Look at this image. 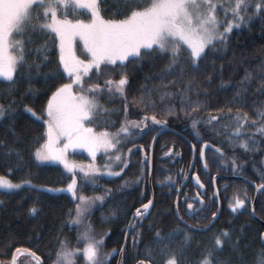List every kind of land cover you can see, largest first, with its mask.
I'll return each instance as SVG.
<instances>
[{
    "label": "trees",
    "instance_id": "16d2710c",
    "mask_svg": "<svg viewBox=\"0 0 264 264\" xmlns=\"http://www.w3.org/2000/svg\"><path fill=\"white\" fill-rule=\"evenodd\" d=\"M128 3L149 5L151 0H101V15L105 19H123L125 18L123 13L128 11L126 7ZM18 39L25 42V59L33 67H18L16 84L11 89L10 82L0 80V103L6 107L10 103L5 95L9 90L14 93L12 98L17 101L15 119L12 120L6 114L0 123V176L8 177L15 183L30 179L36 188H65L71 174L61 165L52 161L41 162L35 158L36 140L41 138V144L46 140L44 135L46 125L24 111V104H27L33 107L38 115L41 114L55 86L68 82L66 76L62 81H55L52 78V73L57 68L58 43L57 46H53L51 37L46 40V34L38 30L35 32L26 30ZM45 44L48 60L43 59L45 53L42 46ZM216 47L218 51H214L209 60L202 65L201 72L195 74L191 99H199L207 105L208 111L215 113L218 108L234 100L235 93L239 90V81L247 70L253 74L254 79L248 91L242 93L243 110L248 112L250 118L257 119L255 111L264 104V95L256 91L260 83V66L264 64V19L259 16L253 17L251 23H246V26L234 30L229 35L226 47L219 44ZM169 59L168 54L157 55L125 69L130 81L126 91L129 119L140 118L143 106L133 104L132 101L134 98L138 100L141 96L146 99L150 96L156 101L158 110L173 105L177 110L182 107L180 93L186 82L176 76H166ZM35 65L40 66L38 70ZM108 75L113 79L118 78L113 73ZM162 76L166 78L162 80ZM208 76L212 77L210 82L207 80ZM221 79L226 87L220 86ZM100 80L102 83L103 77ZM172 80L175 81L174 84L170 83ZM163 91L171 92L173 95L165 97L161 102L160 96ZM99 103L108 111L103 113L102 122L92 123V128L96 131L107 130L110 133L117 131L125 120L123 97L118 93L110 96L105 93L100 95ZM235 111L236 108L233 107V113ZM191 115H198L204 119L207 111L201 109ZM153 127L159 129V126L150 125L149 129L144 130L150 134L133 135L121 140L118 148L123 153L122 159L127 158L128 167L120 176L102 178V181L97 177L95 183L99 184L98 187L85 188L84 178L77 175L79 194L94 197L104 195L106 189L111 190L110 194L105 196L103 204L97 202L92 207L91 216L86 222L91 224L97 237L104 238L101 258H104L103 254H109L107 264H129L130 260L132 264H137V259L143 258L145 248L157 251L155 233L159 231L162 236H172L171 240L162 243L176 251L178 255L179 249L183 248L182 258L185 264H198L204 250L212 247L213 236L227 230L231 241L226 240L224 248L214 253L213 264H216L217 258L225 264H255L256 255L264 249L262 246L264 228L251 217L249 204L255 200V192L251 187L243 183L230 184L229 194L222 198L223 217L210 234L198 236L192 230L183 228L176 217L174 205L183 184L180 180L181 173L184 169L187 173L190 171L194 158L193 149L185 140L196 146L198 158L195 173L210 187L217 176H238L258 185L261 182L258 170H264V137L256 133L255 150H251V141H248L250 150H245L235 139H229L227 132L231 129L214 132L202 123L198 125L200 131L198 139L191 126V116L185 118L183 113L178 119L169 117V123L165 128L175 133L164 134L158 140L153 159L154 207L149 218L143 219L141 224H136V229L131 232L139 233L137 247L133 248L130 238L128 241L130 243L119 260L126 239L122 234L123 229L129 225L135 209L151 200L148 166L144 163L143 153L147 151L150 159L153 138L160 132L151 131ZM132 132L139 130L132 129ZM202 142L221 148L223 153L221 156L213 151H207L205 156L208 162L207 169L204 168L200 156ZM140 145H143V150H138ZM129 148H132L131 155L128 154ZM169 150L172 154L165 155ZM9 152L11 155H8ZM233 158L237 161L235 169L231 164ZM227 184L224 180L218 181L219 186ZM36 188L27 187L14 193L0 191V262L3 264H11L17 247L36 251L44 258L45 264L54 263L55 253L59 251L58 240H66L70 248L82 247L81 243L77 244L80 230L76 225L67 222L68 212L74 209L76 204L72 194L53 195ZM234 194L246 201V208L236 213L229 210L228 206ZM259 197L256 215L264 219V191ZM33 206L38 209L37 215L30 214L29 210ZM131 249H134V252ZM75 261L76 264H87L81 254H77Z\"/></svg>",
    "mask_w": 264,
    "mask_h": 264
},
{
    "label": "snow or ice",
    "instance_id": "6c2138e0",
    "mask_svg": "<svg viewBox=\"0 0 264 264\" xmlns=\"http://www.w3.org/2000/svg\"><path fill=\"white\" fill-rule=\"evenodd\" d=\"M126 7L128 11L123 13L125 18L105 19L99 10V0H0V77L10 82L9 89L16 84L18 67H33L25 59V42L18 39L26 30L33 32L38 30L46 34V40L51 37L53 46H57L58 43L57 68L52 73V78L55 81H62L65 74L68 78V82L58 83L55 86L41 114L38 115L33 107L24 104L26 113H30L36 121H42L46 125L44 134L46 140L41 144V138H37L35 158L41 162H58L71 174L65 188H47L46 191L71 193L76 204L74 209L69 210L67 222L83 226L77 236V244L79 245L82 241L83 246L70 248L66 240H58L59 251L55 253L54 264H76L77 254H81L87 264H107L109 254H103L104 258H101L104 238L95 235L91 224L86 223V216L97 202L103 204L105 196L109 195L111 190L106 189L104 195L94 197L79 194L77 174H82L85 180L105 174L120 176L128 167L127 158L122 159L123 153L118 148L122 139L133 135L150 134L144 131L149 129L150 125L159 126V129L155 127L151 129L158 133L168 125L169 117L178 119L181 113L185 118L191 116V126L198 139L200 138L198 125L202 123L214 132L231 129L227 132L229 139H235L245 150H250L248 141L252 142L251 150H255L256 133L264 137V104L255 111L257 119L250 118L248 112L243 110L242 93L247 92L252 84L254 76L251 72L245 71V75L239 81V90L236 91L234 100L218 108L215 113L208 111L205 103L199 99L192 100L190 96L194 90L195 74L201 72L202 65L209 60L214 51H218L217 44L226 47L233 30L251 23L253 17L259 16L264 19V0H151L149 5L128 3ZM80 9L90 10L87 22L79 19ZM70 10L74 16L73 19H69ZM77 37L83 41L86 49L84 59L79 58L74 50V40ZM42 47L45 53L43 59L48 60L47 45ZM162 54L170 56L166 76H176L186 82V86L180 93L182 107L177 110L173 105L158 110L156 101L150 96L147 99L141 96L138 100L134 98L132 101L133 104L143 106L140 118L129 119L126 91L130 81L125 69ZM39 67L35 65L37 70ZM108 73L116 74L118 78L113 79ZM166 76H162L161 79H165ZM101 77H103L102 83ZM211 79V76L207 77L209 82ZM259 82L256 91L264 95V64L260 66ZM170 83L174 84L175 81L172 80ZM220 86L226 87L223 79ZM105 93L109 96L118 93L125 101L124 123L112 133L107 130L96 131L86 126V123L102 122V115L108 109L103 108L99 103V97ZM196 94L199 95V92ZM5 95L10 103L7 107L0 103V120H4L6 114L14 120L17 101L12 98L14 93L10 90ZM172 95L171 92L163 91L160 96L161 102L165 97ZM233 107L236 108L235 113H233ZM201 109L207 111L206 118L191 115L198 113ZM132 129H138L139 132H132ZM252 129L255 131L253 132ZM62 140L64 142L61 145ZM192 147L196 146L192 145ZM75 148L86 149L93 161L97 153L104 152L107 155L110 150H115L107 158L110 162L114 161L118 164V170L110 168L108 164L84 165L69 160V149ZM204 149L223 156L221 148L202 142L200 152L202 159ZM138 150H143V145H140ZM128 154H132V148L128 149ZM171 154V150L165 153V155ZM8 155H11V152ZM143 160L150 174L151 161L147 151L143 153ZM231 164L234 169L237 167L236 158L231 160ZM203 166L205 169L208 168L207 160H203ZM258 173L261 182L257 185V189L264 191V170H258ZM143 178L142 174L141 179ZM195 181L200 188L204 187L198 175ZM24 185L36 187L30 179L14 183L0 176V189L6 192L15 191ZM216 195H219L218 191ZM193 201L186 203V211L190 217L202 211L201 208L196 207L197 203L204 204L200 193L193 197ZM245 202V199L234 194L228 206L233 213H236L245 209ZM152 206V200H148L147 203H142L135 209L133 214L135 223L129 225L130 229L142 223L143 219L149 215ZM29 211L32 215L38 214L35 206ZM177 211H179V204ZM254 211L255 209L253 213ZM215 218L216 213H213L212 220L214 221ZM180 219L183 220V217ZM138 236L139 233L134 232L133 248L137 247ZM155 237L157 251L145 248L143 258H138L137 264H185L182 258L183 248L179 249L178 255L176 251L162 243L165 240H171V235L162 236L157 231ZM226 240L231 241L227 230L213 236L212 247L204 250L198 264H213L214 253L224 248ZM15 253L16 255L11 258V264H17L18 255H26L32 264H45L44 258L36 251L17 247ZM216 264H225V262L217 258ZM255 264H264V249L256 255Z\"/></svg>",
    "mask_w": 264,
    "mask_h": 264
},
{
    "label": "flooded vegetation",
    "instance_id": "af4514ba",
    "mask_svg": "<svg viewBox=\"0 0 264 264\" xmlns=\"http://www.w3.org/2000/svg\"><path fill=\"white\" fill-rule=\"evenodd\" d=\"M185 141L187 142V140H185ZM152 145H153V143H152ZM189 147L191 149H193L190 145H189ZM155 150H156V148H155ZM208 151H211V150H208ZM193 152H194V149H193ZM196 153H197V150H196ZM150 155H151V153H150ZM154 155H155V152H154ZM205 156H206V154H205ZM197 158H198V154H197ZM153 159H154V157H153ZM193 161H194V158H193ZM196 161H197V159H196ZM195 165H196V162L194 164V167H193V162H192L191 169H190V171L188 173L186 172L185 169L182 171L180 180H181V182L183 184L181 185V188L178 191L177 200H176V203H175L174 207H175L176 217L179 220L180 224L183 226V228L192 230V232L196 233L199 236V235L210 234L212 232V230L216 227L217 223L222 219L223 212H224L222 198L225 195L229 194L228 192H229V189L231 188L230 184L243 183V184L251 187L254 190V192H255V198L257 196V191L254 188V185L249 184L250 182L248 180H246V179H244L242 177H238V176H226V177L217 176V177H219L218 181L219 180H224L226 183H228L225 186H219L218 185V181L215 182V179L217 177L214 178V182H213V184L210 187L205 185L200 179L201 183L204 184V187H203V191L199 190L196 187V182H195V177L197 176V174L195 173ZM166 174H165V176H166ZM167 176H168V174H167ZM187 181H188V184H187L186 187H184V185L187 183ZM217 191L219 193L218 196L216 195ZM153 192H154V190H153ZM259 192H260V195H261L262 191L259 190ZM197 193H200V195L203 197V200H204V204L203 205H199L198 203L196 204V207L197 208H201L202 211L198 212L194 217H190L188 215L187 211H186V203L187 202H194L193 201V197H195ZM150 195H151V191H150ZM258 202H259V199H258ZM258 202H257V205L255 207L254 214H253L254 202L252 204H249V205H251V207H250L251 217L259 225H261L264 228V219H261L260 215H258V216L256 215L257 214L256 210H257ZM178 204H179V211H177V205ZM245 208H246V206H245ZM229 210H230V208H229ZM220 211H221V214H220V217H219L218 221L216 222V224L212 228L209 229V227L215 221V220L214 221L212 220L213 213H216V217H217L219 215ZM180 217H183V220H181ZM132 219H133V217H132ZM132 219H131V221H132ZM131 221H130L129 225L131 224ZM129 225L125 229H123V231H122V234H124V236H126L125 237L126 239H127L128 231H129V228H130ZM207 229H209V230H207ZM133 231H132V233H133ZM132 233L130 234L128 241H130V238H132V236H133ZM263 238H264V233L262 235V246L264 247ZM126 239H125V242H126ZM128 244H127V246H128ZM131 250L134 252V249H131ZM119 260H120V258H119ZM129 264H132L131 260L129 261Z\"/></svg>",
    "mask_w": 264,
    "mask_h": 264
},
{
    "label": "rangeland",
    "instance_id": "374dc122",
    "mask_svg": "<svg viewBox=\"0 0 264 264\" xmlns=\"http://www.w3.org/2000/svg\"><path fill=\"white\" fill-rule=\"evenodd\" d=\"M100 1L101 0H99V10H100ZM79 13H80L79 19L85 20V22H87L88 19H89V16H90V10L80 9L79 10ZM73 18H74V16L71 14V10H70L69 19H73ZM243 26H246V24L241 25L240 28H242ZM240 28H236V29H240ZM236 29H234V30H236ZM74 50H75L76 55L79 58H81V59H84L85 58V56H86V49L84 48L83 41L79 37L75 38V40H74ZM65 76L67 77L66 74H65ZM0 80L6 81L3 77H0ZM6 82H9V81H6ZM2 121L3 120H0V123ZM91 125H92V123H86V126L87 127H92ZM63 142L64 141L62 140L61 141V145L63 144ZM113 151H115V150H110L107 155L104 152H99V153H97V156H96L95 161H93L91 155L88 153V151L86 149H83V148H75V149H69L68 157H69V160L75 161V162H77L79 164L87 165L89 163H95L97 166H102L104 164H108V166L110 168H113V169H116L117 168L118 169V164L116 162H114V161L113 162H110L108 160V158H107L109 155H112L113 154ZM83 158H85L87 160L85 161V160H83ZM52 162H54V161H52ZM54 163L63 166L62 164H60L58 162H54ZM77 175H81L82 176V174H80V173H78ZM97 177H100L101 178V181H102V178L103 179H110V178H116L117 176H108V175L105 174V175H97L94 178L93 177H90L92 179H90V178H88L87 180L84 179L83 182H84L85 188L93 187V186L98 187L99 184L98 183H95V181H96L95 179ZM6 178L9 179V180H11L8 177H6ZM27 187H29V186L28 185H24L22 188L17 189V190L12 191V192H9V193L18 192V191H20V190H22L24 188H27ZM30 188H32V187H30ZM36 189H39L41 191H44L46 193L53 194V195H59V194H63V193H69V192H60V191L49 192V191H46L47 188H36ZM0 191L6 192L3 189H0ZM255 200H256V198H255ZM254 203H255V201H254ZM90 216H91V212L89 211L87 213V216H86V222H87V218H89ZM76 227H77L78 230H81L83 226L82 225H79V226L76 225ZM81 246H83V242L82 241H81ZM0 263L3 264L2 262H0ZM20 264H32V262L26 256L22 260H20Z\"/></svg>",
    "mask_w": 264,
    "mask_h": 264
},
{
    "label": "water",
    "instance_id": "95a60500",
    "mask_svg": "<svg viewBox=\"0 0 264 264\" xmlns=\"http://www.w3.org/2000/svg\"><path fill=\"white\" fill-rule=\"evenodd\" d=\"M167 133H175V132L172 131V130H169V129H163L162 131H160V133H159V134L156 136V138L154 139V141H153V145H152V148H151V155H150V161H151L150 168H151V172H150V180H149V183H150L151 200H152V202H153V206H152V208L149 210V215H148L146 218H144V220H147V219L149 218V216L151 215L152 210H153V207H154V201H155L154 192H153V157H154L155 148H156V145H157V142H158L159 138H160L161 136H163L164 134H167ZM187 143L192 147V144H191L189 141H187ZM192 148H193V147H192ZM193 149H194V161H193V167H194V164H195L196 159H197V153H196L195 148H193ZM208 150H209V149H204V150H203V151H204V157H203L202 160L205 159V154H206V152H207ZM218 179H219V177H217V178L215 179V182H217ZM188 181H189V180H188ZM188 181H187V183L184 185V187L187 186ZM195 182H196V181H195ZM248 183H249V182H248ZM249 184H251V183H249ZM196 187H197L199 190H202V191H203V188H200L199 185L196 184ZM254 188H255L256 191H257V197H256V200H255V203H254L253 209H255V207H256V205H257L258 198H259V194H260L259 190L257 189V186L254 185ZM220 214H221V211H220L219 215L215 218L214 223L209 227V229L212 228V227L216 224V222L218 221V219H219V217H220ZM253 214H254V213H253ZM133 223H135V222H134L133 219H132L131 224H133ZM135 229H136V226H135L134 229H130V228H129L128 235H127V239H126L125 245H124V247H123V252L121 253V258H122L123 254H124V252H125V250H126V248H127V244H128V240H129L130 233L132 232V230H135ZM209 229H207V230H209ZM263 244H264V238H263ZM15 255H16V254H15ZM20 258H21V257H18V256H17V262L20 260ZM0 264H1V263H0Z\"/></svg>",
    "mask_w": 264,
    "mask_h": 264
},
{
    "label": "bare ground",
    "instance_id": "6f19581e",
    "mask_svg": "<svg viewBox=\"0 0 264 264\" xmlns=\"http://www.w3.org/2000/svg\"><path fill=\"white\" fill-rule=\"evenodd\" d=\"M149 180H150V174H149Z\"/></svg>",
    "mask_w": 264,
    "mask_h": 264
}]
</instances>
